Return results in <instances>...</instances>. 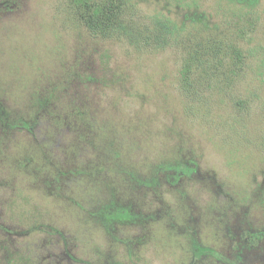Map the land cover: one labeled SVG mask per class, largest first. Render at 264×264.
Instances as JSON below:
<instances>
[{
  "label": "rangeland",
  "instance_id": "obj_1",
  "mask_svg": "<svg viewBox=\"0 0 264 264\" xmlns=\"http://www.w3.org/2000/svg\"><path fill=\"white\" fill-rule=\"evenodd\" d=\"M126 1L144 49L70 0H0V264H264V0L251 27L234 1ZM192 12L248 58L204 105L180 86L199 39L150 33Z\"/></svg>",
  "mask_w": 264,
  "mask_h": 264
},
{
  "label": "trees",
  "instance_id": "obj_2",
  "mask_svg": "<svg viewBox=\"0 0 264 264\" xmlns=\"http://www.w3.org/2000/svg\"><path fill=\"white\" fill-rule=\"evenodd\" d=\"M229 1L247 9L243 10V16L247 17V25L251 27L253 9L260 0ZM70 6L74 17L91 36L126 41L128 44L135 43L137 48H145L146 43L140 41L141 35L128 15L126 0H70ZM151 25L150 33L156 50H163L168 46L177 48L190 35H195L193 40L199 39L189 47L180 70L181 92L187 100L196 104H205L206 88L218 89L223 85L221 78L225 70L237 75V66L248 59L241 54L238 45L224 44V41L214 35L212 32L218 27H210L203 14L192 12L185 16L181 25L168 17H155ZM207 34L209 37L205 36ZM236 34L239 39H244L250 32L238 28Z\"/></svg>",
  "mask_w": 264,
  "mask_h": 264
}]
</instances>
